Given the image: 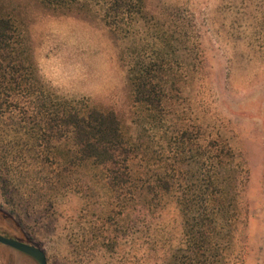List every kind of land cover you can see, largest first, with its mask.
<instances>
[{
	"label": "rangeland",
	"instance_id": "obj_1",
	"mask_svg": "<svg viewBox=\"0 0 264 264\" xmlns=\"http://www.w3.org/2000/svg\"><path fill=\"white\" fill-rule=\"evenodd\" d=\"M244 1L146 0L141 10L117 13L106 0H77L63 13L42 0H0V13L27 30L40 73L57 91L116 111L124 131L146 148L134 160L139 176L157 174L181 136L205 143L219 139L241 153L249 170L246 219L231 264H264V49L244 33ZM167 36H172L168 74L174 80L154 118L135 102L128 73L140 59L156 60ZM70 145L62 143L65 150ZM74 169L70 175L78 192L47 207L9 191L10 175L0 178V208L46 252L48 264H164L182 237L174 196H166L150 228L117 232L120 209L104 169L91 164ZM6 221L0 215V224ZM110 228L118 243L104 251L96 240ZM8 247L0 245V264H38Z\"/></svg>",
	"mask_w": 264,
	"mask_h": 264
},
{
	"label": "trees",
	"instance_id": "obj_2",
	"mask_svg": "<svg viewBox=\"0 0 264 264\" xmlns=\"http://www.w3.org/2000/svg\"><path fill=\"white\" fill-rule=\"evenodd\" d=\"M76 1L42 0L63 13ZM106 1L117 13L141 10L146 4ZM243 9L247 39L257 38L264 49V0H245ZM161 41L166 45L156 60L140 59L128 73L135 102L154 118L162 112L166 87L174 80L168 74L172 36ZM190 140L181 136L175 141L157 174L139 176L134 160L146 148L124 131L116 111L57 91L40 73L27 30L16 18L0 13V178L10 175L5 179L12 187L9 191L47 207L61 195L78 192L70 175L74 168L99 166L106 173L112 202L120 209L117 232L150 228L161 216L166 196L173 195L182 216V237L164 264H231L236 236L246 219L247 160L222 140H192L194 150ZM63 142L71 145L65 150ZM90 184L89 180L87 187ZM0 215L8 221L0 224V233L32 243L11 214L0 208ZM114 232L110 228L107 236L96 240L104 251L117 245Z\"/></svg>",
	"mask_w": 264,
	"mask_h": 264
},
{
	"label": "water",
	"instance_id": "obj_3",
	"mask_svg": "<svg viewBox=\"0 0 264 264\" xmlns=\"http://www.w3.org/2000/svg\"><path fill=\"white\" fill-rule=\"evenodd\" d=\"M0 243L31 256L38 262V264H48L46 252L35 244L2 233H0Z\"/></svg>",
	"mask_w": 264,
	"mask_h": 264
},
{
	"label": "flooded vegetation",
	"instance_id": "obj_4",
	"mask_svg": "<svg viewBox=\"0 0 264 264\" xmlns=\"http://www.w3.org/2000/svg\"><path fill=\"white\" fill-rule=\"evenodd\" d=\"M31 257V256H30ZM34 259V258H33Z\"/></svg>",
	"mask_w": 264,
	"mask_h": 264
}]
</instances>
